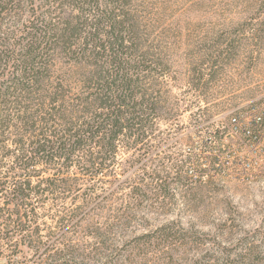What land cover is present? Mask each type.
<instances>
[{"label": "trees", "instance_id": "trees-1", "mask_svg": "<svg viewBox=\"0 0 264 264\" xmlns=\"http://www.w3.org/2000/svg\"><path fill=\"white\" fill-rule=\"evenodd\" d=\"M144 1L0 0V264H161L160 251L149 254L189 242L175 223L115 237L136 217L132 198H165L171 170L186 174L169 154L151 157L149 143L161 140V123L180 115V103L170 101L172 58ZM213 58L201 72L227 59L224 51ZM123 154H136L124 169L130 178L98 194ZM184 180L191 190L202 177ZM126 188L129 199L115 204ZM68 198L81 204L62 215ZM48 203L61 231L44 240L36 209ZM83 224L87 241L75 239Z\"/></svg>", "mask_w": 264, "mask_h": 264}, {"label": "rangeland", "instance_id": "rangeland-1", "mask_svg": "<svg viewBox=\"0 0 264 264\" xmlns=\"http://www.w3.org/2000/svg\"><path fill=\"white\" fill-rule=\"evenodd\" d=\"M141 7L168 46L176 75L167 81L172 90L170 101L180 103V115L161 123L157 131L161 140L149 143L151 157L169 154L176 162L180 160L186 174L182 171L177 177L175 169L171 170L165 198L153 192L143 203L132 198L138 204L136 217L115 237L122 243L134 234L175 223L191 238L149 254L156 257L160 251L165 259L161 264H264V182L241 183L222 173L228 170L223 124L239 107L264 103V0H145ZM221 51L227 59L212 66L214 55ZM203 59L211 61L201 65V72ZM219 147L222 155L216 156ZM135 157L123 154L121 167L113 176H102L97 193L105 195L115 188L114 183L130 178L132 171L124 169L129 165L127 159ZM215 168L221 173L215 174ZM191 170L204 177L187 190L184 176H191ZM139 173L131 179L138 180ZM48 176L44 173L32 181L37 184ZM80 177L88 183L86 176ZM128 192L129 188L119 189L115 204L129 199ZM80 204V198L76 202L68 198L58 213L73 212ZM36 211L42 216L44 240L51 230L60 233L56 220L47 216L56 213L50 203ZM87 226L79 227L75 239L89 240ZM26 255L30 259L32 252Z\"/></svg>", "mask_w": 264, "mask_h": 264}, {"label": "built area", "instance_id": "built-area-1", "mask_svg": "<svg viewBox=\"0 0 264 264\" xmlns=\"http://www.w3.org/2000/svg\"><path fill=\"white\" fill-rule=\"evenodd\" d=\"M222 127L227 129L223 147L228 159V170L222 173L241 183L264 182V103L239 107ZM215 151L216 156L222 155L221 147ZM190 173L194 178L204 177L198 171ZM220 173L215 168V174Z\"/></svg>", "mask_w": 264, "mask_h": 264}]
</instances>
